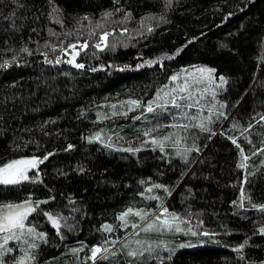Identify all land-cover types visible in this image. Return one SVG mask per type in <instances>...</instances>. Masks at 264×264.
I'll return each mask as SVG.
<instances>
[{
	"label": "trees",
	"instance_id": "trees-1",
	"mask_svg": "<svg viewBox=\"0 0 264 264\" xmlns=\"http://www.w3.org/2000/svg\"><path fill=\"white\" fill-rule=\"evenodd\" d=\"M21 3L24 7L17 8L13 0H0V60L14 54L3 49L19 51L25 45L33 49L31 55L20 53V64L0 69V162L34 153L53 152V155L39 165L41 171L37 174L43 182H24L19 188L0 186V201L21 200L33 192L34 199L55 197L47 205L41 204V208L59 207L67 216L71 207L65 205L71 196L75 198L72 207L78 209L68 220L74 225L71 230L62 223L63 238L39 209L29 216L40 231L48 233L47 243L38 241L40 248L34 264H127L129 257L122 253L93 263L90 247L102 243L109 235L125 237L126 232H131L117 227L120 224L117 213L126 207L158 206L156 200L146 201L139 195L145 187L139 181L141 178L147 181L148 177L171 187L170 196L164 189L153 190L165 197L171 210L182 215L192 213V224L201 233L207 230L215 235L181 236L176 243L184 246L176 249L171 259H164L169 255L167 251L154 252L151 259L146 253L140 264H160L157 255L164 264L264 262V233L259 231L260 225H264V212L231 203L239 201L242 184L255 202H264V165L260 164L264 150L256 152L264 139V121L257 115L264 113V0H172L168 8L165 0H119V3L116 0H21ZM56 6L59 11L53 15L62 19L63 24L49 16ZM116 8L121 11L108 18L105 25L96 27L103 19V11ZM124 9H131L133 19L120 21ZM13 11L15 26L5 19ZM85 14L91 17L93 28L104 27L103 31H109L107 41L101 32L89 39V20L83 19ZM148 14L156 17L151 21L154 25L151 32L146 30L147 20L143 28L140 25V18ZM161 16L164 20H160ZM113 27L115 32L111 31ZM121 27L129 31L121 32ZM136 29L144 34L138 35ZM72 39L88 41V47L76 56L84 68L69 63L68 52L61 55V49L51 50L52 44L63 42L66 47ZM114 40L118 41L115 48ZM97 42L105 46L96 48ZM177 48L181 51L176 55L170 58L163 55ZM44 51H48L50 59L61 55V62L46 63ZM157 57L161 59L155 64L135 67L145 59ZM101 64L105 67H99ZM113 65L132 67L121 70ZM189 65H209L216 69L213 75L217 79L220 74L227 78V84L219 86L222 90L218 91L217 101L212 100L210 93L206 98L217 105L226 100L227 107L222 111L228 113L227 118L213 125L216 134L211 139H208L210 133L192 129L202 147L200 152H192L190 163L175 155L164 156L158 148L153 151L146 147L133 154L109 150L98 141L87 140L91 132L104 128L118 131L133 145L138 144L139 140L132 138L134 135L143 138L139 130L146 122L132 119L139 114L137 110L100 122L95 119L97 109L109 111L111 102L126 101L129 96L146 101L158 87L169 83L173 73ZM93 68L96 70L92 71ZM6 96L15 99L2 102ZM233 120L244 127L252 122L253 128L244 133V128L232 127ZM168 130L159 128L152 135ZM233 135L237 143L229 139ZM248 135L254 144L245 138ZM25 143L27 147H23ZM69 143L74 147L69 149ZM17 144L22 147L15 148ZM240 147L249 156V172L253 171V165L260 166L247 183L245 169L239 167ZM175 151L171 146L166 148L168 153ZM78 166L85 171H78ZM244 203L247 205L248 201ZM201 219L203 225L198 224ZM105 221L113 225L112 233L101 229ZM245 239L248 244L241 250L245 257L241 259L235 246ZM82 243L87 245L82 251H70L80 248ZM85 255L88 260H83Z\"/></svg>",
	"mask_w": 264,
	"mask_h": 264
},
{
	"label": "snow or ice",
	"instance_id": "snow-or-ice-1",
	"mask_svg": "<svg viewBox=\"0 0 264 264\" xmlns=\"http://www.w3.org/2000/svg\"><path fill=\"white\" fill-rule=\"evenodd\" d=\"M13 3L17 8L24 7L21 0H13ZM116 3H119V0H116ZM171 4L172 0H165V8L170 7ZM57 11H59L58 6L53 7L49 16L63 24L62 19L53 15V13ZM120 11L121 8H116L114 11L111 9L103 11L101 13L103 19L97 22L96 27L105 25L108 22V18L113 17L116 12ZM228 15H232V13H228ZM14 17L15 12L13 11L6 16L5 19L10 20L13 26H15ZM36 18L39 19V16ZM155 18L154 14H148L145 17H141V27L143 28L145 26V21L147 20L148 23L146 30L151 32L154 28L151 21ZM83 19L89 20V39H91L92 33L96 31V28L92 27V20L88 14H85ZM131 19H133L131 9H124V15L120 18V21L127 22ZM160 20H164V17L161 16ZM115 30V27L111 29L112 32H115ZM33 31H35V29H33ZM49 31L51 32L52 30L49 29ZM120 31L128 32L129 29L127 27H121ZM135 31L138 35L142 36L144 34L139 29H136ZM70 34L71 33H69V35ZM77 35H83V33H78ZM100 35L105 41H107L109 31L105 30L101 32ZM193 39H195V37H193ZM48 43L49 42L47 41L45 42V47L48 46ZM116 43H118V41L114 40L112 43L113 48H115ZM77 44H82L83 48L88 47L87 40L81 42L79 39H76L75 41L68 43L66 47L63 42L52 44L51 50L55 51L56 49H61L62 55L64 52H68L69 49H72V52L70 53L72 59L68 62L74 64L77 68H84V63L78 62L76 59V56L79 54V49L76 47ZM104 46L105 45H101L99 42L95 44L96 48ZM2 51H12L14 54L11 57L5 56L0 60V69L8 68L13 63L20 64L22 62L19 59L21 52L28 53L29 55L33 54V49L29 48L27 45L23 46L19 51H16L14 48L3 49ZM36 51H39V48H37ZM180 51L181 49L177 48L175 52L171 54L164 53L163 55L169 56L170 58ZM42 55L46 63L59 64L61 62V55H56L55 59L49 58L48 51H44ZM160 59V57H157L156 59H145L141 63H137L135 67L140 68L144 64L152 65L157 63ZM113 66L120 67L121 70L132 67V65ZM99 67L103 68L105 65L101 64ZM95 70V68L92 69V71ZM215 72L216 69L209 65H189L183 68L181 72L173 73L168 78L169 83L158 87L155 90L154 96L146 101L134 99L129 96L126 101L117 100L111 102L109 111L97 109L95 119L100 122L114 119L119 116H127L129 112L137 110L139 114L134 115L132 119H143L146 122L139 130L140 133H142L143 138H141V135H134L132 138L133 140H139L138 144L133 145L131 140H126L118 131L105 130L104 128H97L94 132H91L86 137L87 140L90 142L98 141L102 146L109 150L127 151L133 154L138 153L141 149L146 147H151L153 151L158 148L161 153H164V156L175 155L180 157L186 164L190 163L191 161L189 158L192 152H200L202 147L197 143L199 136L193 132L192 129L198 128L201 132L210 133L208 139H211V137L216 134V129L213 126L215 122L221 118H227L228 115L226 111H222V109L227 107L226 100L219 101L217 105L216 103H209L206 98V94L210 93L212 100L217 101L218 91L222 90L219 86L227 84V78L223 74H220L217 79V77L213 75ZM10 98L15 99V96H6L2 102H7ZM117 105H120L119 109L117 108ZM193 108H196L197 110L195 113L191 111ZM165 114H167L166 119ZM257 115H259L260 121H264V113H257ZM163 127H167L169 130L163 134L152 135L157 129ZM232 127H242L244 128V133H246L249 129L253 128V123L249 122L247 127H244L243 125H240L238 121L233 120ZM221 131L223 132V129H221ZM224 134L227 135L226 132ZM245 138L248 139L250 143L254 144L251 135H248ZM229 139H231L233 143H237V137L235 135L229 136ZM169 146L176 149V151L174 153L166 152V148ZM14 147L20 148L22 145L17 144L14 145ZM23 147H27V143H25ZM67 147L71 149L74 145L69 143ZM262 150H264V139L261 140V147L257 148L256 152H261ZM255 154L256 153H251V155ZM52 155L53 152H46L43 155H36L34 153L32 155H20L19 157L7 159L6 162H0V186H3L4 188H7L8 186H16L19 188L23 186L24 182H43L42 177L37 174L41 171L39 165ZM240 155L241 160L239 162V167L245 169L244 182L247 183L249 176H253L259 171L260 166L253 165V171L249 172L247 163L249 156L245 154L242 147H240ZM169 163H171L170 159ZM260 164L264 165V160H261ZM31 170H35V172L30 174ZM78 171L84 172L85 168L78 166ZM183 175L184 173H182L181 178ZM147 181H152V178L148 177ZM147 181L144 178L140 179L139 183L145 187L144 190L139 192V195L146 201L156 200L158 206L154 208L151 205H147L142 208H137L130 205L117 213V218L122 221L117 227L128 229L130 225L132 231L125 233L126 238L119 235H109L107 239L102 241V243L91 245L90 258L93 261L98 259V254H100L103 259H109V257H116L120 252H125L127 257H129L127 264H140V262L145 259V253L149 254V259L152 258L151 254L155 251V248L153 247L154 244L158 247L168 249L169 255L164 259L172 258V253L175 249L171 246L170 241L163 239L153 241L147 238V236L141 238L139 235L140 232H157L161 234L184 233L193 236L201 234L215 235L214 233L207 232V230H204L203 233H201L199 227L192 224V213L182 215L175 210H171L165 203V197L161 196L158 192L153 191L156 188L164 189L165 194L170 196L171 187L169 185L157 181H152L151 183H148ZM34 195L33 192H28L26 197L21 200L0 201V264H34V262L37 261L38 249L40 248V243L38 241L44 243L48 242V233L40 231L35 222L29 220V216L32 213L37 212L38 209L55 227L57 233H61L62 223L64 227H67L70 230L74 227V225L68 223L71 214L78 210L75 207H72L75 203L74 197L70 196L69 204L65 205V207H71V212L66 216L59 207H40L41 204L47 205L48 201H54V196H48L43 199H34ZM245 200L248 201L247 205L244 203ZM231 203L233 205L239 204L240 208L247 207L264 212V202H255L251 195L246 193L243 184L240 188L239 201L233 200ZM130 213H134L135 217H138V219L130 218ZM203 223L204 221L202 219L198 221L199 225H203ZM101 229L109 233L114 231L113 225L107 221L101 225ZM259 231L264 233V225H260ZM29 237H34V239H29ZM61 238H63L62 233ZM9 241H15L16 244L10 245ZM109 241H112V243L109 244ZM117 241H122L119 248L115 247ZM200 242L203 243L204 241L201 240ZM246 244H248L247 239H245L243 243L235 246L241 259L245 258L241 250L244 249ZM84 247H87V245L82 243L80 248H71L70 251L78 253L82 251ZM109 249H113V251L109 252ZM156 258L160 259V264H164V260L161 259L159 255H157ZM88 259L89 257L87 255L83 257V260ZM249 264H253V262H249ZM261 264H264V262H261Z\"/></svg>",
	"mask_w": 264,
	"mask_h": 264
},
{
	"label": "rangeland",
	"instance_id": "rangeland-1",
	"mask_svg": "<svg viewBox=\"0 0 264 264\" xmlns=\"http://www.w3.org/2000/svg\"><path fill=\"white\" fill-rule=\"evenodd\" d=\"M104 30V27H101V28H99V29H96V31L94 32V33H92L93 35H96V34H98V33H100V32H102ZM76 39H72V40H70L68 43H70V42H73V41H75ZM81 42H82V40H80ZM76 47H77V49H79V51L83 48L82 47V44H77L76 45ZM72 52V49H69L68 50V54H69V59L71 60L72 59V57H71V55H70V53ZM174 83V82H173ZM34 170H31V172H30V174H32V172H33ZM129 217L130 218H133V219H138V217H135V215H134V213H130L129 214ZM120 223H122V221H120ZM124 229V228H123ZM128 229H130L131 231H132V229H131V226L129 225V228ZM140 237L141 238H144L145 236H147V238H149V239H151V240H153V241H158V240H161V239H163V240H166V241H170L171 242V246L172 247H174V249L176 250V249H178V248H180L181 246H184V243H180V244H177L176 242H177V240H179V237H184V236H186V238H190L192 235L191 234H184V233H167V234H161V233H157V232H149V233H144V232H140ZM126 238V237H125ZM121 244H122V241H120V242H118L116 245H115V247L116 248H119L120 246H121ZM153 247L155 248V251L154 252H160V251H167L168 252V249L167 248H163V247H158L157 245H153ZM111 251H113V249H109V252H111ZM153 252V253H154ZM120 253H122L123 255H125L126 257H127V255H126V253L125 252H120ZM146 254V253H145ZM102 257L100 256V254H98V259L97 260H99V259H101ZM96 260V261H97ZM91 261L93 262V263H95L96 261H93L92 259H91Z\"/></svg>",
	"mask_w": 264,
	"mask_h": 264
}]
</instances>
